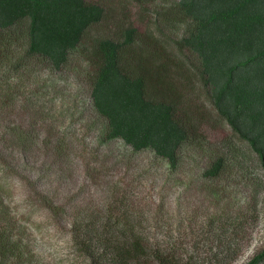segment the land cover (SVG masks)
Returning <instances> with one entry per match:
<instances>
[{
    "label": "trees",
    "instance_id": "obj_1",
    "mask_svg": "<svg viewBox=\"0 0 264 264\" xmlns=\"http://www.w3.org/2000/svg\"><path fill=\"white\" fill-rule=\"evenodd\" d=\"M132 6L149 20L144 32L128 17ZM76 56L85 63L107 140H121L135 153L151 151L179 172L182 151L206 141L203 126L221 123L233 138L209 145L216 149L202 177L215 181L240 168L251 190L261 187L264 0H0V69L16 76L39 67L62 72ZM10 132L7 145L0 139L3 164L7 154L26 152L34 141L26 128ZM45 148L61 156L66 144L51 140ZM251 157L259 169L239 167ZM5 189L0 181V264H32L36 254L17 233ZM135 232L129 223L121 235L99 238L100 253L88 257L95 264H141L145 257L180 264L172 244L153 250L150 243L168 241ZM80 236L75 224L73 244L88 254ZM247 264H264V250Z\"/></svg>",
    "mask_w": 264,
    "mask_h": 264
},
{
    "label": "rangeland",
    "instance_id": "obj_2",
    "mask_svg": "<svg viewBox=\"0 0 264 264\" xmlns=\"http://www.w3.org/2000/svg\"><path fill=\"white\" fill-rule=\"evenodd\" d=\"M138 11L132 6L128 17L144 32L149 20ZM82 67L76 56L62 72L39 67L16 76L9 67L0 69L2 144L12 139L13 127L28 129L34 140L26 152L7 154L6 164L0 160L17 233L36 254L30 263L95 264L88 255L100 253L99 238L121 235L129 223L144 239L168 241L149 240L153 250L172 244L180 264H247L262 252L264 180L251 190L240 168L215 181L202 177L216 149L209 145L231 140L232 131L221 123L204 125L206 141L185 148L184 164L171 172L151 151L135 153L121 140L106 139ZM44 138L64 141V153L46 149ZM239 167L259 169L252 157ZM75 224L88 254L73 244ZM141 264L156 263L145 257Z\"/></svg>",
    "mask_w": 264,
    "mask_h": 264
}]
</instances>
